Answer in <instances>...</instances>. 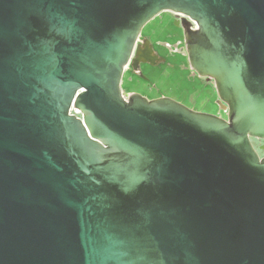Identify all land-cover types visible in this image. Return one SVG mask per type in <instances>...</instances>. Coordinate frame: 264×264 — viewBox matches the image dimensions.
Returning <instances> with one entry per match:
<instances>
[{
	"label": "water",
	"instance_id": "obj_1",
	"mask_svg": "<svg viewBox=\"0 0 264 264\" xmlns=\"http://www.w3.org/2000/svg\"><path fill=\"white\" fill-rule=\"evenodd\" d=\"M165 12L226 119L123 96ZM254 141L264 0H0V264H264Z\"/></svg>",
	"mask_w": 264,
	"mask_h": 264
},
{
	"label": "rangeland",
	"instance_id": "obj_2",
	"mask_svg": "<svg viewBox=\"0 0 264 264\" xmlns=\"http://www.w3.org/2000/svg\"><path fill=\"white\" fill-rule=\"evenodd\" d=\"M144 32L152 37L154 44L158 41L168 44V47H156L165 63L161 67H143L141 76L131 72L125 73L123 92L139 94L150 100L168 98L195 112L226 119L227 114L219 105L216 89L207 85L197 75L194 76L188 58L177 50L178 41L184 42V39L181 32L172 27L168 15H162L161 18L150 22ZM182 45L185 46L184 43ZM262 145L264 147V141ZM256 148L264 157V150H259L258 146Z\"/></svg>",
	"mask_w": 264,
	"mask_h": 264
},
{
	"label": "flooded vegetation",
	"instance_id": "obj_3",
	"mask_svg": "<svg viewBox=\"0 0 264 264\" xmlns=\"http://www.w3.org/2000/svg\"><path fill=\"white\" fill-rule=\"evenodd\" d=\"M162 15H168V19L171 21L172 27L176 28L177 30H179L181 32L182 37L184 39V42L183 41L182 42L178 41V44H177L176 48H177V50L181 51L182 54H184L188 58V56L186 54V45H185V28L194 29L195 28V24L192 21H190L186 16H184L182 14H175V13H172V12H165V13H162L158 17L161 18ZM157 18H155L154 20H156ZM145 28L141 32V35L139 37V41H138L137 46H136L135 53H134L133 58H132V60H131V62L129 64V66L127 67L125 73L131 72V73L136 74L137 76H141L142 75L141 74V70L143 69V67H145V66H155V67L158 66V67H161L165 63V59L162 58L160 53L157 51L156 47L157 46H160V47L167 46L168 47V44L160 42V41H158V42H156L154 44L153 40H152V37L149 34L144 32ZM182 43H184L185 46H183ZM145 61H148L149 63H145ZM195 75H197V74L194 72V76ZM198 77L201 78L202 80H204V82L207 85L212 86V87L215 88V85H214L213 81L208 80L206 78H202L200 76H198ZM133 94H135V93H133ZM123 95H129L130 96L132 94L123 92ZM161 98H163V97H161ZM148 100H150V99H148ZM221 109H222V107H221ZM225 113L227 114V112H225ZM254 144H255V147L258 146L259 150H262L263 141H254Z\"/></svg>",
	"mask_w": 264,
	"mask_h": 264
},
{
	"label": "built area",
	"instance_id": "obj_4",
	"mask_svg": "<svg viewBox=\"0 0 264 264\" xmlns=\"http://www.w3.org/2000/svg\"><path fill=\"white\" fill-rule=\"evenodd\" d=\"M123 96H124V95H123ZM70 114H71V115H75V116H77V117H80L79 113H78L77 111H75L73 108L71 109Z\"/></svg>",
	"mask_w": 264,
	"mask_h": 264
}]
</instances>
